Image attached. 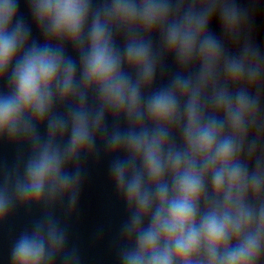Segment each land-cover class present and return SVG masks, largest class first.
Returning <instances> with one entry per match:
<instances>
[{"label":"clouds","instance_id":"9594fccd","mask_svg":"<svg viewBox=\"0 0 264 264\" xmlns=\"http://www.w3.org/2000/svg\"><path fill=\"white\" fill-rule=\"evenodd\" d=\"M27 6L30 23L0 0V144L16 153L0 168V230L39 212L9 264H82L69 221L101 154L125 211L117 264H264V51L248 10Z\"/></svg>","mask_w":264,"mask_h":264}]
</instances>
